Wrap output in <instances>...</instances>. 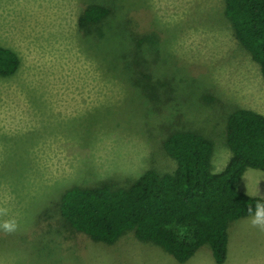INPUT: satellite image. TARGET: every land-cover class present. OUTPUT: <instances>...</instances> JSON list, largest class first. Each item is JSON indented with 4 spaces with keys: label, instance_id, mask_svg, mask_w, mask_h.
Wrapping results in <instances>:
<instances>
[{
    "label": "rangeland",
    "instance_id": "obj_1",
    "mask_svg": "<svg viewBox=\"0 0 264 264\" xmlns=\"http://www.w3.org/2000/svg\"><path fill=\"white\" fill-rule=\"evenodd\" d=\"M94 4L111 14L87 32ZM0 47L20 60L0 76V207L20 224L0 231V264H182L133 233L114 245L74 233L58 204L73 187L173 173L165 143L179 132L211 140V172L226 168L228 119L264 115V79L225 0H0ZM240 189L264 195V172ZM248 221L232 224L225 264H264V232ZM184 264L216 263L206 246Z\"/></svg>",
    "mask_w": 264,
    "mask_h": 264
},
{
    "label": "trees",
    "instance_id": "obj_2",
    "mask_svg": "<svg viewBox=\"0 0 264 264\" xmlns=\"http://www.w3.org/2000/svg\"><path fill=\"white\" fill-rule=\"evenodd\" d=\"M110 14L106 6L91 5L79 25L88 32ZM225 15L264 79V0H225ZM137 38L139 47L143 37ZM19 67L16 53L0 47V76L9 78ZM149 76L143 73L144 79ZM227 143L232 157L221 173L214 174L211 140L188 131L172 135L165 149L177 163L173 173L149 170L127 188L108 182L70 188L58 204L64 225L107 245L133 233L138 241L162 247L182 264L207 246L215 263L225 264L232 224L249 217L248 206L261 199L246 195L240 185L249 169L264 172V115L247 109L232 113Z\"/></svg>",
    "mask_w": 264,
    "mask_h": 264
},
{
    "label": "clouds",
    "instance_id": "obj_3",
    "mask_svg": "<svg viewBox=\"0 0 264 264\" xmlns=\"http://www.w3.org/2000/svg\"><path fill=\"white\" fill-rule=\"evenodd\" d=\"M246 195L255 196L256 193L246 191ZM248 212V222L250 226L252 228L258 229L261 232H264V197H262L260 200H257L254 205H249ZM8 216L9 208L0 207V231H3L6 234H12L19 230L20 224L14 216L8 219H3V217Z\"/></svg>",
    "mask_w": 264,
    "mask_h": 264
},
{
    "label": "crops",
    "instance_id": "obj_4",
    "mask_svg": "<svg viewBox=\"0 0 264 264\" xmlns=\"http://www.w3.org/2000/svg\"><path fill=\"white\" fill-rule=\"evenodd\" d=\"M259 195H260V194H259ZM257 197H261V198H262V197H264V195H260V196H257Z\"/></svg>",
    "mask_w": 264,
    "mask_h": 264
}]
</instances>
